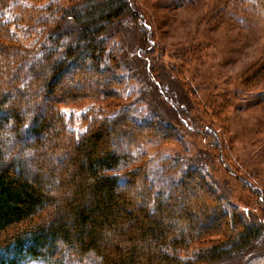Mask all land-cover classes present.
Returning <instances> with one entry per match:
<instances>
[{
    "label": "trees",
    "instance_id": "16d2710c",
    "mask_svg": "<svg viewBox=\"0 0 264 264\" xmlns=\"http://www.w3.org/2000/svg\"><path fill=\"white\" fill-rule=\"evenodd\" d=\"M129 12L141 18L134 0H0V264H209L261 238L202 167L147 152L184 143L138 102L115 39ZM88 99L117 105L63 109Z\"/></svg>",
    "mask_w": 264,
    "mask_h": 264
},
{
    "label": "rangeland",
    "instance_id": "374dc122",
    "mask_svg": "<svg viewBox=\"0 0 264 264\" xmlns=\"http://www.w3.org/2000/svg\"><path fill=\"white\" fill-rule=\"evenodd\" d=\"M55 1L63 6L75 2ZM253 2L134 0L141 18L127 13L115 37L135 87L141 88L138 102L183 139L184 146L169 140L146 146L147 152L202 167L221 195L261 226V238L242 255L209 264H264V16ZM137 27L148 37L144 58ZM153 59L159 70L150 69ZM116 105L114 100L88 99L63 109L77 116L90 107L108 111ZM186 119L210 126L218 140L181 125ZM216 240L214 235L205 241ZM196 248L190 245L183 256Z\"/></svg>",
    "mask_w": 264,
    "mask_h": 264
}]
</instances>
